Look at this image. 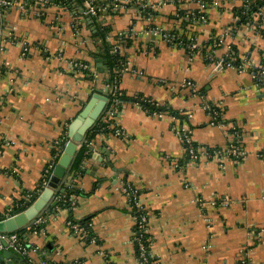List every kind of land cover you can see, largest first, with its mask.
<instances>
[{
    "label": "crops",
    "instance_id": "1",
    "mask_svg": "<svg viewBox=\"0 0 264 264\" xmlns=\"http://www.w3.org/2000/svg\"><path fill=\"white\" fill-rule=\"evenodd\" d=\"M64 1L43 19L16 7L4 16V29L15 43L0 52V216L24 191L42 184L50 162L55 166L54 142L67 141L62 135L92 96L93 85L97 91L107 87L102 62L97 70L92 19L77 0ZM215 1L206 11L207 21L195 25L193 35L202 47L187 52L140 32L177 27L169 17L196 9L198 0H145L158 5L143 8L155 12L151 17L140 15L150 13L136 6L114 8L112 0H96L106 8L100 20L111 26L109 41L121 33L131 41L121 46L129 66L119 87L135 101L116 107L124 135L94 134L91 154L81 165L84 172L72 176L67 170L57 187L71 184L80 191L72 195L71 216L90 218L94 238L85 242L73 234L69 211L50 205L40 213L41 229L23 234L30 246L44 251H30L36 264L43 258L61 264H138L131 240L133 205L125 187L134 188L135 202L146 211L153 264H264V85L249 71L216 68L201 51H208L206 44L214 38L220 41L214 59L234 53L255 68L264 52V23L237 24L233 8L239 0ZM22 43L28 46L25 54ZM77 61L88 63L95 80L74 69ZM185 81L195 90L184 87ZM138 96L183 118L166 111L148 114L136 104ZM206 104L221 106L215 123ZM184 130L197 144L222 150L237 132L245 155L240 160L199 155L194 161L186 157ZM4 260L13 264L11 256Z\"/></svg>",
    "mask_w": 264,
    "mask_h": 264
},
{
    "label": "built area",
    "instance_id": "2",
    "mask_svg": "<svg viewBox=\"0 0 264 264\" xmlns=\"http://www.w3.org/2000/svg\"><path fill=\"white\" fill-rule=\"evenodd\" d=\"M82 1V6L84 8V15L90 17L91 15H95L98 16V19H101V15L102 11L106 10V8L104 6H102L101 4H98L96 2V0H81ZM135 2H133V0H112V2L114 3V8H120L125 6L126 4L129 6H136L140 9L143 8H148V7H156L158 5H153V4H148L147 2H145V0H134ZM255 0H239V6L243 7L245 12L248 11V9L250 8L251 4H254ZM198 7L196 8L198 10V16L195 15L196 13L194 12H190L191 10H188L186 12V14H190V16L185 17V19H192L191 21L193 23H195L196 25L198 23H205L207 21V14L206 11L208 9V7L211 5L216 4L215 0H212V2L205 3L204 0H198ZM18 8L19 10L23 11L24 13H28V14H34L36 15V17L38 18H44L46 14H48L49 9L52 7H63L62 4L60 3H55L52 0H0V52L4 50V48L6 47L7 44H12L15 43V40L13 38V36H11L10 33L6 32L3 26V21H4V16L6 15V13L11 10L12 8ZM255 18V19H254ZM261 18V20L264 22V4L263 5H259L256 11L252 12V19L251 21H248L247 24H252V25H256V22L254 24V21H256L257 19ZM235 19L237 20L238 17L235 16ZM261 26H263L262 24H260ZM257 26V27H261V26ZM78 24L74 23L73 28L75 30V32H78ZM164 29L162 27L156 26V27H152L149 28L145 31L140 32L141 34H145V35H153V36H159L161 37L162 40L170 43L171 45L177 46V45H181L185 51L187 52H193L194 50L201 48L202 45H198L196 42V38L193 36H190L189 38V42H183L180 40L175 41V37L170 35L169 33L165 32L163 33ZM123 33H121L120 35H122ZM124 38L126 39L128 37V34H123ZM213 39V43L212 46L208 47V51L207 53L204 55L207 59H211L212 63L216 66V68L219 69H223L226 67H232L235 68L237 71L239 72H244V71H249L252 76L258 81V83L264 85V64L260 62L259 66H256L255 68L253 66L250 65L249 61L247 59H241L239 58L236 54L234 53H228L226 54L222 59L218 60V59H214L212 52L214 51V49L220 44V41L214 39V38H210ZM209 39V40H210ZM22 54H25L28 51V46L26 43H22ZM121 46L122 45H116V48H119V50H121ZM214 48V49H213ZM262 58L264 59V52L262 54ZM74 67H78L79 70L82 68H86L88 69V65L86 64H78L76 62H74L72 64ZM129 66V62L128 59L126 60L125 63V68L124 70H127ZM1 67V66H0ZM78 70V71H79ZM81 71V70H80ZM183 86L184 87H188L190 88L192 91L195 90L194 85L191 84V82L185 81L183 82ZM152 101V100H151ZM107 104V101H106ZM136 104L139 105L140 108H142L145 112H147V110L142 107V105L138 102H136ZM221 107L219 104L218 105H213V104H206L205 107L208 111V114L211 116L212 118V123H215L216 118L218 117V110L214 109L211 110L212 107ZM106 105L102 111V113L100 115H102L101 117V122H109L110 119H114V123L112 125L113 131H111V135L115 136V137H120L124 135V131L123 129L118 125V121H117V117H116V107L115 105H113V107L111 109L106 110ZM104 112V113H103ZM150 114L153 115H157V116H161L162 112H152ZM234 136L232 137V141H234V139H236V143H234L231 146H228V148L226 149H213L212 151H209L205 146H198L197 147V151H194L193 146L191 145V138L188 135V132L186 130L182 131V135L181 138L182 140H184L187 144H188V152L190 155V159L197 161L199 155L201 156H205L207 158H214V159H218V160H225V159H234V160H240L242 157H244L245 152L244 149L241 145L240 142V137L238 136L237 132L233 133ZM67 136V134H63L62 135V139L65 138ZM6 143V142H5ZM92 141H89L87 144L89 146H91ZM55 146V157L56 159L59 158V156L61 155V153L63 152V146L64 143H62V141L60 142V140H56L54 142ZM1 145V144H0ZM2 152L1 146H0V154ZM55 162H50L44 169L43 172V177L44 180L42 182V187H46L47 186V176H49L51 174V169L53 168ZM46 178V179H45ZM42 189H36V190H29L27 191L23 198L19 203V205H22L23 203H25L26 201H29L34 194L36 195V193H38V195L41 193ZM38 197V196H37ZM69 200L71 201V206H74L76 203V199L73 198V196H71L69 198ZM33 203V202H32ZM31 203V204H32ZM137 207L140 206V203L137 201L134 203ZM14 206H18V204H15ZM14 206H11L8 210V212L5 214V216H0V220H3L5 218L11 217L13 215H15L18 212H14L13 208ZM25 210V209H24ZM21 212V211H20ZM44 220L42 218V216L39 214L38 216H36L30 223H28L25 227H24V232H38L41 228L40 226L43 224ZM134 223H135V218H134ZM144 223H146V216H141V220L139 221V225L141 228L146 227V225H144ZM67 226L69 227V229L71 230V232L75 235H79L83 238L87 237L85 228L83 226H81L80 224L71 222V221H67ZM22 234V235H23ZM10 250L11 252L17 254L19 257H21L22 259H24L26 264H36L34 262V260L30 257V251H36L38 254H44V251L39 250V248L37 247H32L30 246L25 238L23 236H21L20 234L16 233L15 231L12 232H0V251L2 250ZM149 256L152 257V254L149 253ZM141 256L143 258L142 261L138 262L139 264H148L147 262V255L144 254V251L141 252ZM47 263V259L43 258L39 261V264H46ZM1 264V263H0ZM4 264H7L6 262Z\"/></svg>",
    "mask_w": 264,
    "mask_h": 264
},
{
    "label": "trees",
    "instance_id": "3",
    "mask_svg": "<svg viewBox=\"0 0 264 264\" xmlns=\"http://www.w3.org/2000/svg\"><path fill=\"white\" fill-rule=\"evenodd\" d=\"M55 3H60L62 5H64L65 1L64 0H52ZM80 4H82L81 0H77ZM205 3H210L212 2V0H204ZM101 4V3H100ZM264 4V0H255L254 4H251L250 8L248 9V11L245 12L244 8L241 6H237L233 8V13L234 16H237L238 19L236 20L237 24H244L247 23L248 21H251L252 19V12L256 11L259 5H263ZM102 5V4H101ZM142 10V9H141ZM145 12H149L150 14H140L144 17H151V16H155V12L152 11L151 9H143ZM187 10H179L177 13H175L174 15L170 16L169 18L176 20L177 22V27L172 28V29H164L162 32L165 33H169L170 35L175 37V41L180 40L183 42H189V38L190 36H194V32H196V28H195V23H193L191 20L192 19H185V17L190 16V14H186ZM190 12H194L196 13L195 15L198 16V10L197 9H193ZM207 14V13H205ZM101 16H105L107 14H99ZM109 15H116V14H109ZM92 19V22L94 24V32L92 33V37L98 41V51H96L94 53V55L98 56V58L101 60L102 62V67L103 70L102 72L104 73L105 77L103 81V84H106L108 87L107 90V104H106V110L111 109L113 107V105H115V107H118L122 104L123 102V98L127 97L125 95V93L123 92L122 89H120L119 87V81H120V77L122 72L124 71L125 68V63L127 60V56L121 52V50H119V48L115 49V46L117 45H122L124 47H128L131 44L130 40H126L122 35H116L113 41H109V34L111 32V26H109L108 24H104L103 21L98 19V16L95 15H91L90 16ZM43 19V17L41 18ZM264 22L261 20V18H259L256 21V25L259 26L260 24H263ZM261 32L263 33L264 31L262 29H260ZM213 43V39H210L206 45H210L212 46ZM169 45V44H168ZM177 47L181 48V45H177ZM214 49V48H213ZM195 51V50H194ZM202 53L203 55H205L207 53V50L205 49V47L202 48ZM213 53V52H212ZM206 62H211V59H207L205 58ZM76 63L78 64H86L88 65L87 62L84 61H77ZM261 63L264 64V59L262 58ZM74 69L79 70L78 67H74ZM81 72H83L84 75H86V77L89 80H95L93 77V72L89 71L86 68H81L80 69ZM256 83H258V81H256ZM97 92L96 86L93 85L91 93H95ZM136 102L140 103L142 105V107H144L147 110V113L150 114L152 112H169L171 115H173L174 117H179V118H183L182 114L177 111L172 109L171 107L168 106H161L159 104H157L154 101H151L148 98H145L143 96H138L136 98ZM219 110L218 107L213 106L211 110ZM104 113V112H103ZM103 115V114H102ZM102 115H100L96 120L95 123L91 126V128H89L86 132V135L83 138V141L81 143V145L79 146L78 150L76 151L72 163L70 165L69 168V172L74 173L73 176H76L77 172L79 174L83 173L82 169H81V165L83 163V161L88 158L91 154L92 151V147L89 146L87 143L89 141L92 140V137L94 134L96 133H110L111 131H113L112 125L114 123V119H110L109 122H101V117ZM221 120V118H220ZM236 130L239 131L238 128H236ZM234 132V130H232V133ZM240 132V131H239ZM180 134L182 135V131L180 132ZM189 135V133H188ZM190 136V135H189ZM66 139V138H65ZM183 141V145L186 149V157L190 158L189 152H188V144ZM234 143L237 144L236 139H234L233 142H231V145H233ZM191 145L193 146L194 151H197V147L201 146L199 144H197L196 142L191 140ZM209 151H212L214 148L213 147H209V146H205ZM215 149H219L218 147H215ZM181 162H183V160H181ZM71 185V184H70ZM69 184H65L63 185V187H59L56 188L54 195H53V200L55 201V205H51V208L55 210L57 209H67L69 211V216H68V220L77 224H80L81 226H83L87 232V237L85 238V242H89L90 240H92L94 238L92 232H91V227H90V218H84L81 221H77L75 219H73V217L71 216V212H72V207L71 206V201L69 200V198L73 195H77L79 194V190L76 189L74 186H70ZM97 186V183L94 184V187ZM58 187V186H57ZM127 188L126 192H128L127 194L130 195L129 196V200L130 203L133 205L132 206V210L130 211L132 216L135 218V223L133 225V234H132V244H133V250L135 253V256L137 258V261L140 262L143 260L142 256H141V252L144 251V254L147 255V262L148 264H153L155 262V258L154 256H149L148 254L150 253V249H149V244H150V235L148 234L147 231V223H144V225H146V227L141 228L139 225V221L141 220V216H146V221H147V215H146V211L143 210V208L137 207L134 203L136 201V197L134 198L136 192H134V188L132 187H125ZM36 189H43L42 184L40 183L34 190ZM62 189V190H61ZM29 191L26 190L22 193L21 197L19 198V200L14 201V204H18V206H14L13 210L14 212H20L23 211L24 209H26L29 205H31V203L37 198L38 193H36V195L34 194V196L29 200L26 201L25 203H23L22 205H19V203H21L20 201L23 198L24 194ZM76 204V203H75ZM16 233L20 234L21 236H23V232H24V228H20L18 230L15 231ZM82 260H76L74 264H82ZM13 264H26L24 259H22L21 257H19L17 254H15V257L13 258ZM46 264H61V263H56V262H52L47 260ZM139 264V263H138ZM142 264V263H140Z\"/></svg>",
    "mask_w": 264,
    "mask_h": 264
},
{
    "label": "water",
    "instance_id": "4",
    "mask_svg": "<svg viewBox=\"0 0 264 264\" xmlns=\"http://www.w3.org/2000/svg\"><path fill=\"white\" fill-rule=\"evenodd\" d=\"M80 10L84 11V8H80ZM87 22L89 23L90 20L87 19ZM97 66H99L97 67V70L101 71L100 59L97 60ZM107 90L108 88L104 87L103 90H98L97 92L91 94L92 96L88 100L87 104L83 107L78 116L70 122L67 132V141L64 143L63 152L57 159L52 170L47 187L44 188L41 194L25 210L18 212L11 217L0 220V232H12L20 228H24L50 205H55V201L53 200L55 189L57 188L60 179L64 177L67 170H69L73 157L81 145L87 130L91 128V126L95 123V120L102 113L106 105V101L108 100L106 95ZM123 100L131 102L135 101L134 98L130 97H125ZM107 153H109V151ZM93 158L98 162H101L103 159L102 156L97 153H95V156L93 155ZM110 165L111 164H109V166ZM82 171L84 172L83 168ZM73 175L74 173H72V176ZM14 255L15 254L7 249L0 251V263L4 264V259L6 257L11 256L14 258ZM7 264H10V262Z\"/></svg>",
    "mask_w": 264,
    "mask_h": 264
},
{
    "label": "rangeland",
    "instance_id": "5",
    "mask_svg": "<svg viewBox=\"0 0 264 264\" xmlns=\"http://www.w3.org/2000/svg\"><path fill=\"white\" fill-rule=\"evenodd\" d=\"M66 137H67V136H66ZM66 137H65V138H66Z\"/></svg>",
    "mask_w": 264,
    "mask_h": 264
}]
</instances>
